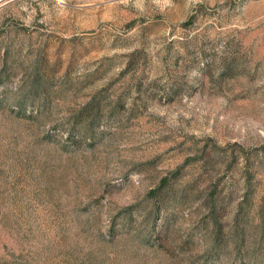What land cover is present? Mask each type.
Wrapping results in <instances>:
<instances>
[{
  "label": "rangeland",
  "instance_id": "1",
  "mask_svg": "<svg viewBox=\"0 0 264 264\" xmlns=\"http://www.w3.org/2000/svg\"><path fill=\"white\" fill-rule=\"evenodd\" d=\"M0 264H264V0H0Z\"/></svg>",
  "mask_w": 264,
  "mask_h": 264
},
{
  "label": "trees",
  "instance_id": "2",
  "mask_svg": "<svg viewBox=\"0 0 264 264\" xmlns=\"http://www.w3.org/2000/svg\"><path fill=\"white\" fill-rule=\"evenodd\" d=\"M166 185H167V182H166V180H165V181H163V182L161 183L160 186L163 187V188H165ZM215 206H216V203H215V202H214V203H211V207H213V211H214V212H213V213H214V214H213L214 217H215V212H216V211H215Z\"/></svg>",
  "mask_w": 264,
  "mask_h": 264
}]
</instances>
